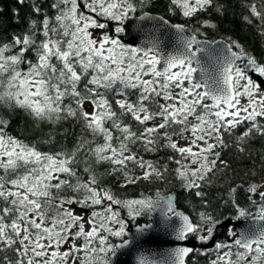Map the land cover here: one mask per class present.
Returning <instances> with one entry per match:
<instances>
[{"label": "snow or ice", "instance_id": "1", "mask_svg": "<svg viewBox=\"0 0 264 264\" xmlns=\"http://www.w3.org/2000/svg\"><path fill=\"white\" fill-rule=\"evenodd\" d=\"M17 3L27 4L32 18L22 32L0 37V264H118L121 250L156 226L139 219L157 212L159 227L176 241L192 235L211 247L177 246L159 262L140 257L138 264H188L194 253L211 257L208 264H264V203L254 214L233 199L237 214L226 219L250 223L242 230L230 224L229 240L215 242L223 221L200 212L193 222L177 210L174 194L122 193L174 175L203 198L210 174L229 167L221 158L226 136L243 128L234 141L240 153L264 139V59L231 37L199 39L200 28L151 15L144 9L152 0ZM242 7V19L264 35V0ZM177 10L192 19L226 9L218 0H169L168 12ZM14 15L19 22V11ZM134 20L172 30V50L152 35L126 42ZM201 27L216 25L204 20ZM21 113L49 132L33 141L12 134V118ZM68 121L79 126L70 147L58 140L68 130H56ZM259 196L264 201V192Z\"/></svg>", "mask_w": 264, "mask_h": 264}, {"label": "trees", "instance_id": "2", "mask_svg": "<svg viewBox=\"0 0 264 264\" xmlns=\"http://www.w3.org/2000/svg\"><path fill=\"white\" fill-rule=\"evenodd\" d=\"M219 3L225 5V12L223 15L217 14L215 11L209 10L206 13H200L198 18L187 19L183 17L179 10L175 14L168 12L169 0H152L149 7L144 11L149 12L151 15H163L171 23L186 24L191 29L200 28L203 34L199 39H207L214 41L222 39L226 41L229 37L232 40L238 41L247 53L257 57V59H264V35H261L260 28L253 23L247 24L242 17L247 15V11L242 4L245 0H218ZM19 11V22L14 15ZM140 13H138L139 15ZM32 18V13L27 4L21 5L17 0H0V37H10L12 33L22 32L28 19ZM209 20L216 25L215 28H203L201 22ZM238 51V49H233ZM67 129L69 135L66 140L62 136H58V140L66 143L69 147L75 136L79 135V126L72 121H68L63 125L56 126L57 132H62ZM48 126H43V131L35 130L32 122L28 120L22 113L17 114L12 118V126L10 131L14 135H18L29 141L36 140L42 137L45 133L49 132ZM243 131V128H238L231 137H225L226 142L229 144L221 153V158L228 162L229 167L223 171H217L215 175L210 174L211 182L202 187L205 193L204 197H197L195 190L185 191L181 187V182L175 178L174 175H169L168 180L162 184H151L144 182L140 185L129 187L122 190V193L128 197L137 195L141 191L154 192L159 188L163 193H175L176 205L189 215L193 222H197L199 217L198 213L205 212L219 218L226 220L232 212V195L231 189L241 184L243 186H250L252 184L261 185L264 183V139L257 138L245 153H240L234 146V141L237 135ZM60 145H41V149L48 151L56 149ZM168 152L162 150L159 153V159L165 160ZM147 158L155 159L157 157L148 156ZM170 168L175 165L170 164ZM109 186L115 187V182L109 183ZM148 216L145 215L139 219V223H147ZM194 238V236L191 235ZM113 242L117 243V238H112ZM189 259L188 264H208V261L198 254Z\"/></svg>", "mask_w": 264, "mask_h": 264}, {"label": "water", "instance_id": "3", "mask_svg": "<svg viewBox=\"0 0 264 264\" xmlns=\"http://www.w3.org/2000/svg\"><path fill=\"white\" fill-rule=\"evenodd\" d=\"M153 16H157V15H153ZM188 28L191 30L190 27ZM149 35L156 36L162 39L164 42V47L168 51H171L174 45L176 44V36L174 32L160 25L156 21H147V23L141 21H135V20L132 21L128 29V35H126L124 39L126 42H131L135 40L136 44H140L143 43L145 38ZM214 41H224V40L217 39ZM248 188L249 187H244L241 184L233 187L232 189H236V191L235 193H231L232 201L233 199L237 200L240 205L246 207L248 210L252 211L255 214L258 211L259 205L264 203V201L261 200L259 193L257 192L248 195L249 194V192L247 191ZM172 194L175 195V193L173 192ZM248 196H251L252 200L256 201L255 205L250 203V201L248 200ZM175 204H176V199H175ZM177 210L184 212L178 207ZM185 214L188 215L187 213ZM160 220L161 217L158 212L153 214L151 218L148 217L147 223H154L156 226L149 233L140 236L138 242L134 243L133 246L122 249L117 257L118 264H138L140 257H144L148 261L159 262L160 260L164 259L166 254L170 252L171 249H173L174 247L177 246H187L194 248L198 247V241L194 238L189 237L188 240L186 241H176L172 235L166 234V232L159 227ZM173 220L178 226L179 220L177 218H173ZM249 223L250 221L247 220H237L235 222H232L231 219H226L223 220V226H221L220 228H227L231 224L234 227V230H242L244 228H247ZM133 234L135 235L134 229H133ZM200 247L204 250L205 248H210L211 245L202 244ZM191 256L192 255H190V257Z\"/></svg>", "mask_w": 264, "mask_h": 264}, {"label": "flooded vegetation", "instance_id": "4", "mask_svg": "<svg viewBox=\"0 0 264 264\" xmlns=\"http://www.w3.org/2000/svg\"><path fill=\"white\" fill-rule=\"evenodd\" d=\"M238 185H240V184H238ZM259 187H258V190H257V193H260V192H264V183L263 184H261V185H258ZM235 187V186H234ZM244 187H249V186H244ZM251 194H253V193H250L249 192V194L248 195H251ZM236 214H237V212H236V207L233 205V203H232V212L230 213V215L228 216L229 218H231V217H235L236 216ZM232 220V219H231ZM223 221V220H222ZM235 221H237V220H232V222H235ZM189 237H191V236H189ZM191 238H193V237H191ZM194 239H196L197 240V238L194 236ZM229 240V237H228V235H227V228H219L218 229V231L216 232V234H215V239H214V241L215 242H221V241H228ZM198 241V240H197ZM202 244L198 241V247L196 248V249H199L200 251H203V249L200 247ZM196 254H198V256L199 257H203L204 259H206L207 261L210 259V257H206V256H203V255H200L199 253H194V254H192V256L190 257V258H188V260L189 259H195V261H196V258H193V256L194 255H196Z\"/></svg>", "mask_w": 264, "mask_h": 264}, {"label": "bare ground", "instance_id": "5", "mask_svg": "<svg viewBox=\"0 0 264 264\" xmlns=\"http://www.w3.org/2000/svg\"><path fill=\"white\" fill-rule=\"evenodd\" d=\"M142 22H145V23H147V20H146V21H142Z\"/></svg>", "mask_w": 264, "mask_h": 264}, {"label": "rangeland", "instance_id": "6", "mask_svg": "<svg viewBox=\"0 0 264 264\" xmlns=\"http://www.w3.org/2000/svg\"><path fill=\"white\" fill-rule=\"evenodd\" d=\"M211 258V257H210Z\"/></svg>", "mask_w": 264, "mask_h": 264}]
</instances>
